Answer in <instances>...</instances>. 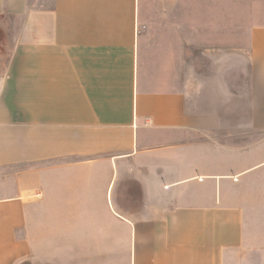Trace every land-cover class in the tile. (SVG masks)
<instances>
[{"label":"crops","instance_id":"0c3cea01","mask_svg":"<svg viewBox=\"0 0 264 264\" xmlns=\"http://www.w3.org/2000/svg\"><path fill=\"white\" fill-rule=\"evenodd\" d=\"M196 9L0 0V264H45L36 219L126 264H264V0Z\"/></svg>","mask_w":264,"mask_h":264},{"label":"rangeland","instance_id":"374dc122","mask_svg":"<svg viewBox=\"0 0 264 264\" xmlns=\"http://www.w3.org/2000/svg\"><path fill=\"white\" fill-rule=\"evenodd\" d=\"M37 1V0H35ZM204 0H183V3L190 7V18L193 21L197 20V12L196 7L199 3L203 2ZM211 1V0H206ZM213 1V0H212ZM239 3H245L247 0H236ZM242 13L237 11L238 23L235 30H232V35L236 36L239 40L244 39L246 37V29L243 27L246 23L243 21L245 17V12L240 9ZM244 12V13H243ZM229 30L228 32H230ZM191 39L197 41V36H191ZM223 49L230 50L231 48H240V45L232 46V45H224L221 46ZM239 54V53H238ZM222 57L224 54H221ZM230 56H234V53L228 54ZM193 56V52L191 53V57ZM195 56V55H194ZM238 58L241 57L239 54ZM210 61V59H209ZM192 62V61H191ZM196 63V61H195ZM233 66L234 61L227 62V64ZM208 65V61L206 63ZM242 67V68H241ZM245 69V65L238 66L237 75L226 76L222 79L225 81V85L227 88L229 87L231 91L235 92L237 88L240 87V84L244 81V76H242V69ZM236 72V70H235ZM198 77H191V91L197 90L198 84ZM52 217V206L49 211ZM35 223V244L37 247V258L44 261L45 264H70L78 263V264H126V253L123 251V247L119 250L118 240L117 237L110 238V252L109 253H102L98 250L97 246L88 247L89 251H86V247L84 244L86 243V238L82 237L81 231L74 229L70 231L69 226L70 222H64L65 228H63L62 238L58 237L57 234L60 232V229L57 228V224H54L53 221L47 222L49 223V228L47 234L42 236L41 230L37 228V219L34 221ZM75 224L76 222H72ZM79 229V228H78ZM78 233V236L71 234ZM60 238V239H59ZM76 240L78 243H76ZM77 244V245H76ZM122 250V251H121Z\"/></svg>","mask_w":264,"mask_h":264},{"label":"water","instance_id":"95a60500","mask_svg":"<svg viewBox=\"0 0 264 264\" xmlns=\"http://www.w3.org/2000/svg\"><path fill=\"white\" fill-rule=\"evenodd\" d=\"M27 263V261H24L22 264H26Z\"/></svg>","mask_w":264,"mask_h":264}]
</instances>
